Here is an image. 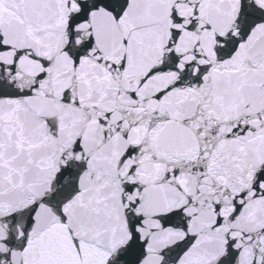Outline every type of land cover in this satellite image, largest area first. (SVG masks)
<instances>
[{
  "label": "water",
  "instance_id": "water-1",
  "mask_svg": "<svg viewBox=\"0 0 264 264\" xmlns=\"http://www.w3.org/2000/svg\"><path fill=\"white\" fill-rule=\"evenodd\" d=\"M0 264H264V0H0Z\"/></svg>",
  "mask_w": 264,
  "mask_h": 264
}]
</instances>
